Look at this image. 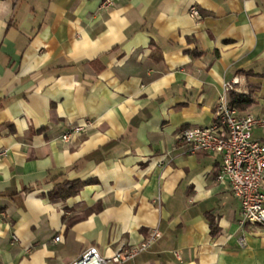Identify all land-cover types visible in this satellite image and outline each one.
I'll return each instance as SVG.
<instances>
[{
  "label": "crops",
  "instance_id": "0c3cea01",
  "mask_svg": "<svg viewBox=\"0 0 264 264\" xmlns=\"http://www.w3.org/2000/svg\"><path fill=\"white\" fill-rule=\"evenodd\" d=\"M101 3L0 0V264L111 256L154 229L124 264H264L220 155L181 139L232 91L264 116V0ZM66 181L85 184L64 197Z\"/></svg>",
  "mask_w": 264,
  "mask_h": 264
},
{
  "label": "built area",
  "instance_id": "2783aa9c",
  "mask_svg": "<svg viewBox=\"0 0 264 264\" xmlns=\"http://www.w3.org/2000/svg\"><path fill=\"white\" fill-rule=\"evenodd\" d=\"M116 0H102L101 8L109 9ZM190 13L197 19L202 18L200 11L193 5ZM239 77L226 83V91L237 89ZM212 124L189 127L181 134L192 153L210 152L221 157L217 181L226 185L241 203V221L254 225H264V142L254 139L257 128L264 129V116L241 113L230 104L229 97H222L215 107ZM83 127H75L63 135L69 141L79 134ZM7 155L0 150V161ZM160 232L154 229L138 244L115 251L111 256L103 255L95 246L89 247L72 264H124L148 250L158 239ZM60 236L56 240H60Z\"/></svg>",
  "mask_w": 264,
  "mask_h": 264
},
{
  "label": "trees",
  "instance_id": "16d2710c",
  "mask_svg": "<svg viewBox=\"0 0 264 264\" xmlns=\"http://www.w3.org/2000/svg\"><path fill=\"white\" fill-rule=\"evenodd\" d=\"M253 91H250L248 94H241L235 91L229 93L230 104L237 109L245 108L253 102ZM80 181H66L62 184L59 189L64 192L63 196H71L76 194L84 185Z\"/></svg>",
  "mask_w": 264,
  "mask_h": 264
}]
</instances>
